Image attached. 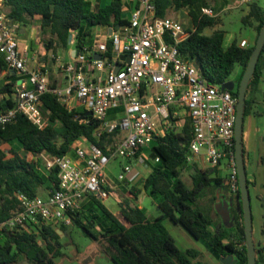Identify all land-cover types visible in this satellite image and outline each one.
Returning a JSON list of instances; mask_svg holds the SVG:
<instances>
[{
	"label": "trees",
	"instance_id": "obj_1",
	"mask_svg": "<svg viewBox=\"0 0 264 264\" xmlns=\"http://www.w3.org/2000/svg\"><path fill=\"white\" fill-rule=\"evenodd\" d=\"M0 1L11 22L19 24L20 31L31 27L40 17V43L46 51V60L50 56L68 54L72 45L71 36L78 52L90 48L96 29L127 23L123 11L129 6L125 0H107L104 6L99 7L93 6L89 0ZM155 5L159 17H166L171 11H186L191 20V27L186 28L191 30V35L180 44L179 49L186 60L201 69L205 80L223 84L240 66V84L255 45L243 48L238 40H234L225 49L226 33L217 29L221 19L202 15V9L209 7L210 0H155ZM242 22L246 26H254L259 36L264 26V9L258 3L250 4ZM207 29H213V32L206 34ZM108 46L111 51L112 44ZM263 57L264 49L248 92L257 88L263 78ZM0 67L6 68L4 62H0ZM16 82L17 78L11 76L0 85V112L13 106ZM232 94L239 97L238 90ZM42 101V110L49 122L44 130H39L25 116H19L5 127L0 126V222L18 211L17 194L34 197L46 181L50 184L49 189L58 184L57 169L50 174H42L40 163L24 159L9 160L2 148L4 144L19 142L26 152L35 156L42 153L63 156L72 153L75 142L86 137L107 156H111L115 150L116 132L96 138L94 131L97 123L91 116L80 120L84 113L67 109L52 94L44 95ZM253 103L252 99L247 98L245 121L253 114ZM191 138V124L187 120L180 131L172 129L150 148V156L155 164L150 167L142 188L126 182L130 185L129 196L119 202L118 212L111 211L104 202L89 195L80 211L69 213L71 224L80 227L97 242L113 264H207V261L204 262L205 256L198 250L182 251L177 247L164 225L165 220L182 226L196 240L204 242L215 257L234 255L239 264H248L240 188L236 195L242 222L234 226L221 224L213 231L210 229L211 219L196 207V202L200 194L216 180L210 177L208 169L203 171L197 165H194L192 187L181 177V171L188 165ZM243 151L245 155L244 134ZM143 190L158 201L160 214L154 219L149 218L145 210L137 205ZM66 230L67 225L61 224L58 228L40 225L32 233H0V264H58L56 259L62 255L59 231L65 233ZM260 251H264V248ZM259 262L257 260V264Z\"/></svg>",
	"mask_w": 264,
	"mask_h": 264
},
{
	"label": "built area",
	"instance_id": "obj_2",
	"mask_svg": "<svg viewBox=\"0 0 264 264\" xmlns=\"http://www.w3.org/2000/svg\"><path fill=\"white\" fill-rule=\"evenodd\" d=\"M133 1L136 6L124 17L127 23L117 25L119 29L98 28L92 46L82 52L74 48L70 60L51 56L56 70L67 80L61 86L52 85L45 65L30 66V48L21 43L19 24L11 22L0 1V62L18 78L14 104L0 112V126L25 116L44 130L49 122L42 98L52 94L69 110L84 115L91 112L97 123L96 138L117 133L111 156L86 137L77 140L67 155L40 154L45 173L57 169V186L45 198L17 194L19 209L0 222V233H32L40 225L58 228L71 224L69 213L80 211L87 196L102 202L110 197L105 171L111 160L127 161L118 176L125 182L133 161L149 168L145 150L187 120L192 129L188 165L207 169L227 165L231 191L238 192L235 126L239 98L223 90L222 84L205 80L201 69L182 56L179 46L191 30L173 18L159 17L155 0ZM238 1L249 5L257 0ZM202 15L217 16L212 7H204ZM241 47H247L246 40ZM97 55L101 58L96 59ZM118 65L121 69L115 72ZM121 132L127 133L125 138L119 136Z\"/></svg>",
	"mask_w": 264,
	"mask_h": 264
},
{
	"label": "rangeland",
	"instance_id": "obj_3",
	"mask_svg": "<svg viewBox=\"0 0 264 264\" xmlns=\"http://www.w3.org/2000/svg\"><path fill=\"white\" fill-rule=\"evenodd\" d=\"M89 1L93 4V6L96 7L101 6V4H103L104 6L107 2V0ZM258 1L259 0H257L255 3H258ZM226 3L227 2H225V0H210L209 5V7H212L215 10V13L217 14L216 17L221 19V25H219L217 29H221L227 33L226 45L231 44L234 40H238L241 44L244 39L247 41V47L256 45L258 33L256 32L254 26H246L242 22V18L245 16V10L243 9L245 6L249 9L250 4L242 5L235 1H232L231 6L229 7L230 9H228V5ZM259 4L261 6H264L263 0H260ZM262 8L264 9V7ZM167 16L179 21L185 27H191L190 17L187 15L185 10H181L178 12L171 11ZM33 25L37 27L39 25V21H35L32 26ZM96 31L98 32V30H95V34ZM212 32L213 29H207L206 34H211ZM40 44H32V47L35 46L34 50L36 51L37 60L41 59V57L43 56V45ZM71 48H73V45H71ZM60 57L63 60H67L68 54H61ZM46 67L50 71L52 82L62 80L63 75L56 70V65L51 56L48 58ZM262 72L263 78L260 84L251 92H247V98L252 99L254 103L253 114L251 115L253 118V124L249 143L250 149L248 147L247 150H245V165L248 181L250 182L249 194L251 199V209L253 217V238L257 247L262 245V241L264 240V57L262 60ZM241 74L242 68L240 66H237L230 80H233L238 84ZM183 126L184 125L179 127L178 130L180 131ZM126 135V132L119 133V136L122 138H125ZM2 148L7 153V158L9 160L24 159L26 161H34L40 163L42 167L41 173L43 174L44 169L42 160L38 156H35L33 153L26 152L21 143L14 142L11 144H4ZM150 151L151 149L145 150V154L148 157L147 163L148 165H150L149 168L143 164H140L139 162L133 161L132 171L126 175V182L130 185H135L141 188L143 187V183L151 170L150 167L155 164V161L150 156ZM126 162L127 161L120 158L111 160L105 171L107 178L112 179L115 177L118 180V176L122 172V166ZM224 165L222 167L223 175L225 178L224 185H211L210 187L205 189L200 194L196 202V207L214 221L216 219H221L227 224H231L237 213L236 208L233 207V205L230 207L231 218H228L227 216H222L220 218L217 214L219 211L216 209L217 204H215L214 199L217 194H221V201L231 202V200L235 198V194L232 193L229 184V171ZM197 168L203 171H207V168H200L199 166H197ZM215 170L216 169H208L210 173L215 172ZM193 175H195L194 165H186L181 171V177L189 187L193 186ZM130 185L122 182H116L111 185V187H109L111 191L110 197L104 202V204L111 211L118 212L119 209L117 203L119 204L120 201H123L129 196ZM49 187L50 184L48 181H46V183L40 188L38 195H41L43 196V198H45V193H47ZM157 204L158 201L150 197L149 193L145 190H143L142 194L139 196L137 203L138 206L141 205L143 208H145L147 215L151 219L156 218L160 214ZM164 225L170 232L171 236L174 238L176 245L180 250L187 251L188 249L196 248V246L199 248H202L204 246V242H198V240L196 241V239L191 236V234H189V232H187V230H185L182 226L174 224L170 220H165ZM98 230H100V227ZM183 233H185L189 238H185V236H183ZM60 234L61 238L59 242L62 245L60 248L62 255H60L56 259L57 262H60L62 264H79L75 259L79 254L83 255L88 253H96L99 257L97 259V264H113L108 258H106L107 254L104 252L102 247L99 244L95 243V241L92 240L89 236H87L80 227L69 224L67 225L66 232ZM203 255L205 256L204 262L207 261V264L213 263L205 254Z\"/></svg>",
	"mask_w": 264,
	"mask_h": 264
},
{
	"label": "crops",
	"instance_id": "obj_4",
	"mask_svg": "<svg viewBox=\"0 0 264 264\" xmlns=\"http://www.w3.org/2000/svg\"><path fill=\"white\" fill-rule=\"evenodd\" d=\"M125 1L127 3H129V6H127L125 8V10L123 11V14H124V16H128L129 13L131 12V10H133V8L136 6V3L134 1L131 3L132 0H125ZM232 1H235V2L239 3L238 0H225V2H227L226 4L228 5L227 6L228 9H230L229 7L231 6ZM263 2H264V0H263ZM259 3H260V0L258 1V5H260ZM102 5L103 4H101V6ZM261 7H264V6H261ZM243 10H245V15L249 11V9L246 6L244 7ZM35 21H39L40 22V17H37ZM226 35H227V33L225 34V39H224V48L225 49H227L231 45V44L226 45ZM20 40H21V43L22 44H27L29 46V48H30V56L32 57L31 60H30V66L31 67H35L38 63H40L41 65H45V66L47 65L48 59L47 60L45 59L46 51L44 50V48H42V52L43 53L41 52L43 54V56L41 57V59H38L37 60V58H36V51L34 50L35 46L32 47V44L33 43H34V45L35 44H40V25H38L37 27L33 25L31 27H27L24 30H21L20 31ZM71 44L73 45V42H71ZM73 49H74V46H73V48L70 49V51L68 53V59L67 60H70L71 59V56L70 55H71V52H72ZM11 76L17 78L14 72L8 71L7 68H3L2 69L0 67V85L3 84L4 82H6L8 80V78L11 77ZM50 78H51V76H50ZM51 83H52V85H55V86H61V85H65L67 83V80H66V78L63 77L62 80L56 81V82H52L51 81ZM252 124H253V118H252V116H249L246 119V121H245V129H244V141H245L244 144H245V150H247V148L249 147L250 136H251V131H252ZM249 149H250V147H249ZM224 166L227 168V165H224ZM210 177L212 179L216 180V182L213 183L212 186L213 185H215V186L224 185V181H225L224 179L225 178H224V175H223V169H222V167L217 168L215 170V172L211 173ZM107 179H108V182H109V187H111V185H113L116 182H120L115 177L112 178V179H109V178H107ZM122 183H126V181L125 182H122ZM46 194L47 193H45V195ZM220 198H221V194H217V196H215V198H214L215 199V204H217L216 205L217 206L216 209L218 211L219 210L223 211L224 210V203H229L230 204V206H229V212H230V207L233 205V207L236 208V212L237 213L235 215L234 220H232V223L231 224H227L225 221H222L221 219H216L215 221L213 219H211V221H212L211 230H213V231H215V229L217 228V226H219L221 224H227V225H230V226H234L237 223L240 224L242 222V219L240 217V213H239V210H238V200L239 199H238L237 195L235 194V198L232 199L231 202L230 201H221ZM222 203H223V206H220V204H222ZM117 206H118V209H119V204L118 203H117ZM138 207L139 208H143L141 205H139ZM143 209L145 210V208H143ZM145 212H146V210H145ZM217 214H218V216L220 218L222 217V215L219 212ZM146 215H147V213H146ZM230 218H231V216H230ZM263 235H264V232H263ZM183 236H185V238H187V239L189 238L185 233H183ZM95 243H97V242H95ZM256 248H257V260L260 261L259 264H264V262L262 260V259H264V251L258 252L259 249L261 250L262 248H264V240L262 241V245H260L259 247H257V245H256ZM194 249L198 250L202 254H205L208 257V259L211 262H213L214 264H239L238 259L234 255H230V256H227V257H221V258L215 257L208 250V248H207V246L205 244H204V246L202 248H199V247L196 246V248H194ZM98 258H99L98 257V254H96V253H91V254L88 253V254H83V255H80L79 254L75 259H76V261L79 264H97V259ZM106 258H108L110 260V258H109L108 255H107ZM57 263L58 264H62L60 262H57Z\"/></svg>",
	"mask_w": 264,
	"mask_h": 264
},
{
	"label": "water",
	"instance_id": "obj_5",
	"mask_svg": "<svg viewBox=\"0 0 264 264\" xmlns=\"http://www.w3.org/2000/svg\"><path fill=\"white\" fill-rule=\"evenodd\" d=\"M116 28L119 29V26H117ZM71 42H72V36L70 37V43ZM263 49H264V26L257 38L252 57L246 68L243 78L239 84V97H238L239 101L237 105V120L235 126L236 162H237L239 187H240L242 206H243L244 229L246 234V244L248 251V264H257V248L253 238V226H252L253 217H252V209H251V199L249 194L247 170L245 165V155L243 151V134H244L247 92L250 82L257 70V66L260 61V57ZM75 52L76 51H73V55H75ZM100 58H101L100 55L96 56V59H100ZM120 69H121V65H118L115 69V72H118ZM222 89L233 92L236 89V82L233 80H228L227 82L222 84ZM91 115H92L91 112H87L85 113V115L80 117V120H85L87 117ZM220 206H223V203L220 204ZM229 206H230L229 203H224V210L223 211L219 210V213L222 216H227L228 218H230ZM59 233L61 232L59 231Z\"/></svg>",
	"mask_w": 264,
	"mask_h": 264
},
{
	"label": "flooded vegetation",
	"instance_id": "obj_6",
	"mask_svg": "<svg viewBox=\"0 0 264 264\" xmlns=\"http://www.w3.org/2000/svg\"><path fill=\"white\" fill-rule=\"evenodd\" d=\"M239 91V84L236 83V89L233 92Z\"/></svg>",
	"mask_w": 264,
	"mask_h": 264
}]
</instances>
